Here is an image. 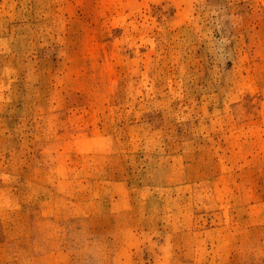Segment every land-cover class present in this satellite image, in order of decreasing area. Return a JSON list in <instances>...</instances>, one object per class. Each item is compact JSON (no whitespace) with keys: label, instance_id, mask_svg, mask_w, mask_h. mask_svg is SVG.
Wrapping results in <instances>:
<instances>
[{"label":"rangeland","instance_id":"374dc122","mask_svg":"<svg viewBox=\"0 0 264 264\" xmlns=\"http://www.w3.org/2000/svg\"><path fill=\"white\" fill-rule=\"evenodd\" d=\"M0 264H264V0H0Z\"/></svg>","mask_w":264,"mask_h":264}]
</instances>
